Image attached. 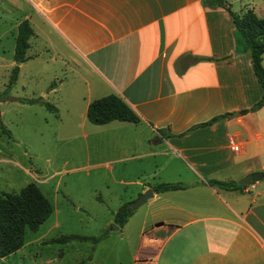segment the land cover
<instances>
[{
	"label": "crops",
	"instance_id": "0c3cea01",
	"mask_svg": "<svg viewBox=\"0 0 264 264\" xmlns=\"http://www.w3.org/2000/svg\"><path fill=\"white\" fill-rule=\"evenodd\" d=\"M0 1L3 16L15 14L3 31L14 30L13 48L17 24L26 20L31 28L26 59L5 89L41 56L72 77L85 76L84 94L62 90V80L50 73L34 103L53 106L46 110L58 122L59 111L68 112L65 124L78 126L74 137L109 156L94 166L106 168L113 183L134 186L130 201L151 190L135 227H128L131 213L114 229L128 238L134 228L132 264H264V105L238 113L262 89L226 9L202 0ZM225 5L232 11L228 0ZM13 65L12 49L8 77ZM108 94L121 98L138 121L90 123L87 104ZM36 98L9 95L7 102ZM231 112L237 115L227 117ZM255 171L261 179L242 188L207 183L237 182ZM162 182L184 187L154 192Z\"/></svg>",
	"mask_w": 264,
	"mask_h": 264
},
{
	"label": "rangeland",
	"instance_id": "374dc122",
	"mask_svg": "<svg viewBox=\"0 0 264 264\" xmlns=\"http://www.w3.org/2000/svg\"><path fill=\"white\" fill-rule=\"evenodd\" d=\"M228 4L237 13L252 8L256 16L264 15V0H228ZM2 8L6 5L0 1V194L15 193L33 182L50 202L52 211L35 231L24 230L21 247L0 258V264H132L134 228L125 238L113 226L119 227L114 213L132 201L134 186L113 183L107 178L106 168L94 166L108 161L109 156L102 147L90 149L84 140L74 137L78 126L65 124L68 112L60 110L62 121L58 122L53 112L37 103L7 102L9 95L38 97L47 75L54 71L62 80V90L73 88L85 94L86 77H72L70 71L59 70L58 63L46 62V57L41 56L25 63L16 84L6 90L5 69L12 60L14 30L3 31L15 14L3 16ZM141 206L131 208L133 217L128 227L137 224ZM104 231L110 234L107 239L91 241L90 237L103 235ZM68 234L88 239L48 241Z\"/></svg>",
	"mask_w": 264,
	"mask_h": 264
},
{
	"label": "trees",
	"instance_id": "16d2710c",
	"mask_svg": "<svg viewBox=\"0 0 264 264\" xmlns=\"http://www.w3.org/2000/svg\"><path fill=\"white\" fill-rule=\"evenodd\" d=\"M202 3L208 7H222L230 14L235 26L236 35L240 38L237 42L247 53L253 74L257 83L262 89L260 98L250 107L238 111L239 114L252 112L264 105V67L261 64L264 53V16L257 17L251 10H245L242 13L230 11L225 0H202ZM31 34V28L26 20L17 24L14 36L13 60L15 65L10 69L7 87L15 80L18 67L17 65L26 59L25 49L27 39ZM197 58H192L196 61ZM26 103L38 102V99H21ZM40 103L47 109H54L47 102ZM86 119L95 125L107 123L111 120L127 121L136 123L138 116L115 94H108L91 100L85 110ZM220 116H214L206 122L199 125H206L217 120ZM166 136V134H162ZM264 177V170H263ZM209 185H214L224 189L242 188L235 181L208 180ZM184 185L180 182H162L152 187L154 192L182 189ZM127 203L122 204L114 213V222L120 226L131 213V208L126 209ZM52 207L47 198L40 191L39 187L29 182L22 186L15 193L3 192L0 194V258L5 257L17 249L23 243L24 230L35 231L38 226L50 215ZM90 237L92 242H97L104 236ZM86 240L88 237L68 234L60 235L48 240L49 242L64 243L69 240Z\"/></svg>",
	"mask_w": 264,
	"mask_h": 264
},
{
	"label": "water",
	"instance_id": "95a60500",
	"mask_svg": "<svg viewBox=\"0 0 264 264\" xmlns=\"http://www.w3.org/2000/svg\"><path fill=\"white\" fill-rule=\"evenodd\" d=\"M236 115H237V112H231V113L226 114L227 117H233ZM261 177H262V171H255V172H252V173H249V174L242 176L240 179L237 180V183L239 185H248L252 182L260 180ZM151 196H152V192L149 188H147L142 193H140L138 195V197H136L133 201L129 202L126 205V209L136 208V207L140 206ZM113 229H117V226L116 225L113 226Z\"/></svg>",
	"mask_w": 264,
	"mask_h": 264
},
{
	"label": "built area",
	"instance_id": "2783aa9c",
	"mask_svg": "<svg viewBox=\"0 0 264 264\" xmlns=\"http://www.w3.org/2000/svg\"><path fill=\"white\" fill-rule=\"evenodd\" d=\"M227 145L229 146V148L233 151H236L237 150V144L231 139L229 138L227 140Z\"/></svg>",
	"mask_w": 264,
	"mask_h": 264
}]
</instances>
